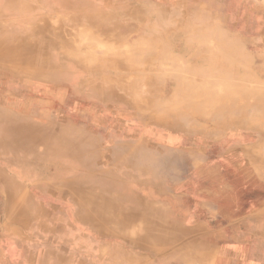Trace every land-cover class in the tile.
I'll return each mask as SVG.
<instances>
[{
  "label": "rangeland",
  "instance_id": "obj_1",
  "mask_svg": "<svg viewBox=\"0 0 264 264\" xmlns=\"http://www.w3.org/2000/svg\"><path fill=\"white\" fill-rule=\"evenodd\" d=\"M24 30L34 31L31 40L56 39L49 51L73 61L80 81L91 87L105 81L123 98L104 115L108 110L95 99L63 93L57 103L63 112L71 105L83 117L100 116L96 131L106 117L136 147L155 152L134 183L143 197L119 199V209L111 212L115 225L126 228L128 218L136 216L137 229L150 217L152 227L141 235L147 240H134L137 244L216 245L217 261L231 253L230 264H252L249 252L264 245V166L252 165L264 158V126L219 128L213 117L232 104L263 111L264 0H0V41ZM19 60L0 52V104L27 113L6 69L18 63L28 72L37 64ZM35 81L20 84L46 88L44 81ZM242 145L260 152V158L232 160L227 152ZM166 146L177 147L185 162L167 158ZM27 195L43 207L27 226L9 222L0 199V245H10L9 258L26 251L41 259L38 254H47L49 245L70 244L80 234L86 245H127L131 237L99 232L72 216L74 200L56 192L34 186ZM100 223L110 226L105 218ZM60 246L52 250L66 255Z\"/></svg>",
  "mask_w": 264,
  "mask_h": 264
},
{
  "label": "bare ground",
  "instance_id": "obj_2",
  "mask_svg": "<svg viewBox=\"0 0 264 264\" xmlns=\"http://www.w3.org/2000/svg\"><path fill=\"white\" fill-rule=\"evenodd\" d=\"M114 22L115 17L107 21L109 25H113ZM39 31L40 35L42 30ZM32 32L34 31L25 32L24 30V33L16 34L13 40L8 41L4 37L5 40L0 41V52L7 51L17 57L18 61L22 59L28 60L27 62L31 65L37 64V66H32L28 72H22L19 68L21 65L18 63L6 69L12 77L9 79L10 87L15 92V97L20 96L18 102L27 112L20 113L6 104H0V199L8 221L27 226L29 217L35 218V214L43 211L41 204L36 201L37 197L31 200L27 195L28 188L35 186L43 192L53 191L58 193L59 197L61 195L73 199L75 207L72 216L93 225L99 232L121 235L125 238L129 234L130 238L138 242L146 241L147 239L141 236L143 233H136L127 225L126 228L115 225L116 215L111 212L119 209V199L135 200L137 196H142L138 194L134 183L142 174L143 163L156 158L155 152L147 146L136 147L106 117L104 118L106 123L96 131L100 116L83 117L81 113L72 110L71 105L63 112L57 105L58 101L63 99V93L70 95L80 93L81 97H84V94L89 100L95 99L93 101L97 102V105H103L108 110L103 113L104 115H108L110 109L115 108L113 101L123 98H117L114 87L109 86L110 84H106L105 81L95 83L93 87L87 81L85 83L80 81L76 76L78 71L73 61H68L66 57L49 51L48 46L56 39L43 41L39 37L38 41L31 40ZM9 33L13 34V32ZM59 34L61 37V33ZM63 61L68 64L62 65ZM35 80L44 81L46 88L40 90L36 86L20 84L24 81L31 83ZM13 85L19 86L14 88ZM247 106L244 104L227 106L223 114L215 113L213 117L215 124L217 123L219 128L229 126L230 129L264 126V108L261 111L257 110L256 105L246 108ZM29 114L31 116H27ZM177 149V147L166 146L164 151L167 158L170 160L174 158V161L178 160L180 163L185 162ZM229 150L227 153L230 158L237 161L251 156V158H260L261 155L255 150L248 152V148L243 145L239 148L231 147ZM257 162L258 164L252 163V165L254 167L264 166V158ZM247 173L245 174L253 176L250 171ZM144 182L146 183L145 180ZM25 198H27L26 201ZM102 218L107 220L109 227L105 228L100 223ZM12 257H16V254ZM93 261L91 260L92 263Z\"/></svg>",
  "mask_w": 264,
  "mask_h": 264
},
{
  "label": "crops",
  "instance_id": "obj_3",
  "mask_svg": "<svg viewBox=\"0 0 264 264\" xmlns=\"http://www.w3.org/2000/svg\"><path fill=\"white\" fill-rule=\"evenodd\" d=\"M131 217L132 216L128 218V220L125 223V226L127 225L129 229L132 228L131 230H133L136 233L147 234V232L152 227L150 217H148V219H144L143 222L138 223L137 229H133L136 227L134 226V222H133L136 216L134 217V219L133 217L131 219ZM85 238L87 237L85 236L83 238V235L80 234L78 241H74L70 244L68 243L67 245L60 246V248L67 250V254L64 256L63 254L59 252L56 253V251L52 250L53 248L54 249H56V247L58 248V245L54 247H52V245H49L48 247L50 248L48 249L49 252L47 254L44 255L43 253H39L41 259H38L37 256L35 257L33 252L30 253L24 251L25 249L26 250L28 249V247L24 248V246L21 249L24 251L23 253L25 254L23 255L19 254L20 257H17L18 258L17 259L16 257H12V255L15 256L16 254L17 256L18 252L17 253L15 252L14 254H12L13 253L12 252L9 259L8 255L10 254V250H9L10 245L9 247L8 245H0L1 248L0 264H3V261H5L4 264L6 263L34 264L36 261L38 262V264H65V263L75 264L76 261L79 263H83L82 261H85V264H91L92 263L91 258L93 257V255L95 256L94 258L96 264H230L231 263L230 262L231 258H229V255L231 253L229 255L225 254L227 257L225 256V258L224 257L219 258L217 261L216 245H206V247L202 249L196 245H185V244L180 245L179 243L178 245H151L150 243H146V245H140L134 241L135 239L129 237L126 238L128 240L127 245H122V244L106 245L104 243H100L99 241L95 242L93 245H86L84 242ZM254 248H256V250ZM31 249L34 250L33 247ZM227 249L231 250L230 246H228V248H225V251ZM253 249L255 251H251L248 254V257L250 259L254 258L255 260L252 262V264H264V245H255ZM19 252H21V250H19ZM65 257L68 258L69 260L67 259L68 260L67 261ZM109 260H111V263H109ZM103 261H105L106 263Z\"/></svg>",
  "mask_w": 264,
  "mask_h": 264
}]
</instances>
